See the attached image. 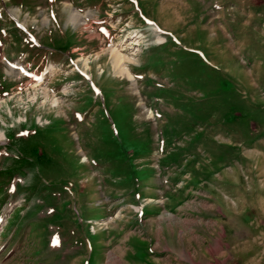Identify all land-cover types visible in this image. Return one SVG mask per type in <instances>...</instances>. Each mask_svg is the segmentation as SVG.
<instances>
[{
	"label": "rangeland",
	"instance_id": "1",
	"mask_svg": "<svg viewBox=\"0 0 264 264\" xmlns=\"http://www.w3.org/2000/svg\"><path fill=\"white\" fill-rule=\"evenodd\" d=\"M0 133V264H264V0H0Z\"/></svg>",
	"mask_w": 264,
	"mask_h": 264
},
{
	"label": "bare ground",
	"instance_id": "2",
	"mask_svg": "<svg viewBox=\"0 0 264 264\" xmlns=\"http://www.w3.org/2000/svg\"><path fill=\"white\" fill-rule=\"evenodd\" d=\"M64 8L66 11V15H65V17H66L65 22L66 23H70L75 28L78 26L82 27L85 25V27H88L87 25H91L88 22V19H89L88 13H87V15H86V13L81 14L77 9H74V7L71 4H69V5L65 4ZM110 58H111V69L113 70L114 73L123 74L125 72L127 76L134 75V71H132V68H134V65L133 66L129 65L130 63L137 62L136 58L134 59V55L132 57H130L127 54L122 53L120 50L114 48V49L110 50ZM13 69H17L19 75H26V76L30 75V72L27 69H25V66H19V65H16L14 63H10V70H7V72L9 73ZM45 71H46V69L43 72H40L41 74H38L37 79H40L41 77H45V75H44ZM142 79L143 78H139V80L136 81V84H138L139 81H142ZM33 89H34V87H33ZM139 91L141 92L140 89H139ZM47 94L48 93L45 92L44 95L43 94L42 95L44 97H47ZM2 135L5 136L4 133H0V137Z\"/></svg>",
	"mask_w": 264,
	"mask_h": 264
}]
</instances>
